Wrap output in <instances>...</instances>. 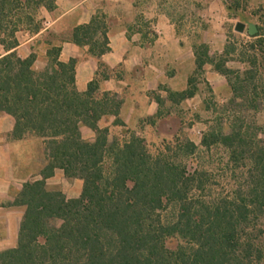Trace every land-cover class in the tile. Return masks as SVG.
<instances>
[{"label":"trees","instance_id":"16d2710c","mask_svg":"<svg viewBox=\"0 0 264 264\" xmlns=\"http://www.w3.org/2000/svg\"><path fill=\"white\" fill-rule=\"evenodd\" d=\"M55 1L0 0V113L13 118L8 138L21 143L22 168L40 176L25 180L4 203L23 213L17 242L0 251V264H264V129L248 118L264 101V29L258 23L264 15L258 21L238 15L239 0H224L234 19L255 21L252 41L237 57H228L236 52L231 43L216 57L198 46L187 87H165V98L154 94L159 108L147 121L154 125L193 97L205 63L232 91L229 118L218 117L199 144L180 128L152 151L126 127L122 100L101 90L107 67L100 64L86 90H77L75 60L59 59L61 38L37 21ZM107 26L96 16L65 37L100 57L108 50ZM24 30L39 35L21 58L17 33ZM45 44L47 64L35 69L36 51ZM235 60L243 69L227 66ZM109 117L120 136L100 125ZM81 127L93 136L86 138ZM212 148L225 155L215 170L231 172L228 191L205 161ZM56 169L82 181L78 197L46 185Z\"/></svg>","mask_w":264,"mask_h":264},{"label":"crops","instance_id":"0c3cea01","mask_svg":"<svg viewBox=\"0 0 264 264\" xmlns=\"http://www.w3.org/2000/svg\"><path fill=\"white\" fill-rule=\"evenodd\" d=\"M248 2L252 6L251 12L238 7L236 13L258 18L261 12L254 11L264 5V0ZM40 11L42 21L49 22L43 29L62 40L59 59L63 62L75 60L77 90H86L100 71V64L107 67V77L100 81L101 90L122 100V120L136 133L153 125L147 118L154 116L159 108L154 94L165 98V87L176 91L185 89L187 79L196 67L195 49L204 45L208 54L212 47L221 52L229 30L226 22H232L233 31L237 22L224 0H56L52 10L42 8ZM96 16L108 25V50L100 57L91 54L88 46L78 45L65 37L73 27L88 24ZM216 18L222 20L213 34H217L219 41H210L211 22ZM34 38L35 35L18 45L19 57L25 58L32 52ZM48 48L45 44L36 51L35 69L46 66ZM200 77L213 92L227 87L224 76L211 64L203 65ZM199 96H204L200 88L185 102L191 104V100ZM165 104L170 102L166 100ZM198 108H204L203 102ZM113 120L109 117L100 125L112 127ZM12 127L13 118L0 113V251L15 246L23 213L21 208L5 207L4 203L14 199L25 180L40 178L36 172L22 168L21 143L8 138ZM81 130L86 138L93 136L88 128L81 127ZM58 176L63 181L78 183L81 192V180L68 181L60 169L46 179V185L62 191L61 186L55 184ZM79 194L74 195L78 197Z\"/></svg>","mask_w":264,"mask_h":264},{"label":"rangeland","instance_id":"374dc122","mask_svg":"<svg viewBox=\"0 0 264 264\" xmlns=\"http://www.w3.org/2000/svg\"><path fill=\"white\" fill-rule=\"evenodd\" d=\"M231 3H234V0H229ZM249 0H239V8L245 9L248 12H251V5L248 2ZM258 9L262 10L261 15L263 16L264 14V5L260 6ZM257 9V10H258ZM249 18H253V16L246 15ZM37 21L40 22V26L42 30L44 25L42 21V15L41 11L39 12V16L37 17ZM256 21L259 20V18L256 19ZM213 22H211V35H210V41H219L218 37L214 34V29L219 25L218 22L222 21L219 20L218 18L212 19ZM217 21V22H216ZM237 21H240L239 19ZM228 23V34H227V39L225 46L228 43H231L234 45L236 48V52L233 54H230L228 57H237L238 56V51L242 47L246 46L249 41H252V38L247 35V32H243V34H239L236 31L232 30V22H226ZM249 23V22H246ZM255 23V21L253 22ZM258 23L261 25L262 29H264V16L261 18ZM256 24V23H255ZM221 25V24H220ZM34 34L29 33L28 31H22L17 33V37L19 39L20 43H23L26 41L28 38L33 36ZM39 34L35 35V39L38 37ZM218 44V43H216ZM213 44H211L212 46ZM217 47V46H216ZM2 48L0 46V54L2 53ZM223 50L221 52H218L217 50H214L213 47L210 49V56L211 57H216L218 55H222ZM236 59V58H234ZM227 66L232 68V69H243L244 65L238 62L237 60L233 61H228ZM201 77H197V85L200 88V91L202 92V95L204 96H199L196 99L191 100V104L188 102H185L181 104L180 106H175L171 108V111H168V116L160 119L157 124L152 125L151 127L144 128L141 130H138L137 133L135 132L136 135L141 136L147 140L149 148L154 151L155 148L161 147L163 139L166 140H173L175 135L179 132L180 128H182L183 132L191 139L193 140L196 144L200 143L201 137L203 133L211 126L216 124V119L218 117H221L222 119L225 120V122L228 120L229 116V108L228 106V100L230 99L232 95V91L227 83V87L222 90V91H215L213 92L212 89L209 88L208 84L204 83L201 81ZM258 81V80H257ZM259 85L261 83L264 85L263 82H257ZM200 102H203L204 107L208 105V109L206 108H198V105H200ZM263 107L260 108V110L255 114L254 110L250 111V121H255L257 125H260L264 129V101H262ZM166 105V104H165ZM167 106V105H166ZM252 119L254 120H251ZM110 132L113 135H119V128L117 127H110ZM86 136V135H84ZM259 137L264 140V132L259 134ZM224 153L221 148H212L211 152L209 155H207L206 163L212 164L211 169L215 170L216 165L221 161L225 163L224 159ZM214 165V166H213ZM224 165V164H223ZM215 176H218L217 178H222L221 181L223 183V187L225 191H228L230 186H231V172L228 169H225L223 171H218L215 170L213 171ZM79 180V179H78ZM69 181V180H68ZM55 184L61 186L62 192L67 198H75L76 196L74 194H79L80 192V186L75 185L73 181L67 182L63 181L60 176L55 178ZM82 182V181H81Z\"/></svg>","mask_w":264,"mask_h":264},{"label":"water","instance_id":"95a60500","mask_svg":"<svg viewBox=\"0 0 264 264\" xmlns=\"http://www.w3.org/2000/svg\"><path fill=\"white\" fill-rule=\"evenodd\" d=\"M234 31L238 33L247 32L250 36H253L257 33V26L253 22L245 23L243 21H237L234 25ZM39 41H37V44Z\"/></svg>","mask_w":264,"mask_h":264},{"label":"built area","instance_id":"2783aa9c","mask_svg":"<svg viewBox=\"0 0 264 264\" xmlns=\"http://www.w3.org/2000/svg\"><path fill=\"white\" fill-rule=\"evenodd\" d=\"M43 25H44L45 28H47L49 26V22L45 21V22H43Z\"/></svg>","mask_w":264,"mask_h":264}]
</instances>
